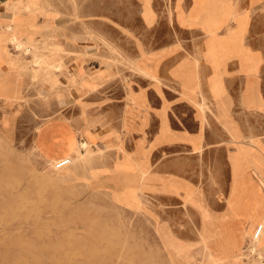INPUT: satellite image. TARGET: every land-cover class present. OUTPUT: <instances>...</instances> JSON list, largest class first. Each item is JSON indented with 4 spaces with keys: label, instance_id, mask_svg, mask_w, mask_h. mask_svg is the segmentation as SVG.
<instances>
[{
    "label": "rangeland",
    "instance_id": "rangeland-1",
    "mask_svg": "<svg viewBox=\"0 0 264 264\" xmlns=\"http://www.w3.org/2000/svg\"><path fill=\"white\" fill-rule=\"evenodd\" d=\"M14 1L0 0V264H264V37L250 35L264 10L248 22L235 0ZM75 62L108 75L76 81ZM146 94L154 111L164 99L158 140L169 143L131 152L153 136L133 132ZM89 128L114 138L95 145ZM160 154L174 172L162 189ZM232 155L246 161L237 173ZM135 170L141 188L126 191Z\"/></svg>",
    "mask_w": 264,
    "mask_h": 264
},
{
    "label": "crops",
    "instance_id": "crops-1",
    "mask_svg": "<svg viewBox=\"0 0 264 264\" xmlns=\"http://www.w3.org/2000/svg\"><path fill=\"white\" fill-rule=\"evenodd\" d=\"M5 1H7V0H3L2 3H4ZM235 2L237 4V6H238V11L239 12H247V14H248V22H249V16H251V13H253V18H254L262 10H264V0H235ZM254 22L255 23L258 22V26H257V28L254 27L255 33H253V34L251 33L250 35L253 36V37H259V38L264 37V13L262 15L259 14L258 16H256L254 18ZM257 29H259V30L257 31ZM249 31H251L250 28H248V30H247L246 37H247ZM251 47H252V49L257 54L262 55L261 53L263 51L259 47H256V46H251ZM186 60H187V57H185L183 59H180L173 66L172 71L175 70V69H177L179 67V64H181V62L186 61ZM231 64H232V62L228 66H226V72H225L224 77H223V80L225 82L228 81V78H229L228 77V73L231 71V69H230V65ZM72 66H73V72L72 73H75L77 75L76 81H104V79L108 75V73H107L108 69L107 68H100V71H98L97 73L93 74L92 77L91 76H88L87 77L86 76V73H85V67L81 68L80 67V64L78 62H75V64H72ZM200 68H202V67H200ZM233 70L236 71V74H238L237 76H242V79H244L243 81L246 82L245 83V86H244V90H245L246 84H247V81H246L247 78L245 76V73L239 68V65L238 64H236V66L234 67ZM202 71H203V73L205 75V78H203V81H207V78L212 75L213 70L206 63V64H204V66L202 68ZM176 80H179L180 81V79H178V78ZM146 97H147L148 103H150V101H151L150 96H148V94H146ZM262 97H263V95H262ZM158 100H160L161 102H163V105H164V101H163L164 99H163V97L160 94L158 95ZM242 100H243L242 102L244 103L243 97H242ZM163 105L161 107L156 108L157 111H154V109H155L154 106H151V109H148V110L146 109L147 110V113L144 114V117H143L142 121L140 122L139 125H137L135 127L136 130L133 129V130H135L133 132H135L137 134H140V135L143 134V132H145V133L152 132L153 133V136H152L151 139H148V142H147L146 145H145V141H144L145 139H144V137L143 136L139 137L137 140H135L133 150H130L131 152H136V150L140 146H144L146 148L151 143L153 144L152 150H156L157 152H159L161 150L163 151L164 148H165V146H166V144L169 143V142H165L164 140H161V141L158 140V135L160 134V131H161V117H160V112H161V109H162ZM245 106L247 108L260 109V108H256V107H253V106H247L246 104H245ZM263 107H264V97H263ZM127 111H128V109H127ZM148 112L151 114L152 120H156L155 126H154V123L152 125L150 124L149 117H148ZM125 119H126V117H125ZM67 124H69V125H71L73 127H76L78 125V124L77 125H73V124H70V123H67ZM127 126L128 125H126L125 127L127 128ZM126 128H124V129H126ZM130 128H133V125H131V127H128L124 131H129ZM89 130L94 135L95 142H96L95 145H97L98 143H106V142L108 143V142H110L114 138L113 135H112V133H110V131H108V130L107 131L106 130L101 131V133L99 132L100 135H98L97 132H94L91 128H89ZM118 132H119L118 130L115 131V133H118ZM181 142H183V143L185 142L186 144H189L185 140H178L177 141V143H181ZM189 146H191V145H189ZM137 154H139V153H137ZM137 154L135 153V155H137ZM160 155L161 156H157L155 162L154 161L152 162V165L156 168V173H157V178L152 181V185L156 181L157 182L156 183L157 187L160 188V189H162V183L158 179L159 178V175L163 176V175H166V174H174V172H172V171H170L168 169L166 170V164L167 163L164 160L163 154H160ZM225 165H226V171H227V173H228L229 176H228V179L227 180H225L223 182L221 181L222 188H223V193H224L223 197H224V200H225L223 202V205L221 207V210L219 211L221 213L220 214L221 216L223 214H225L227 212V210H228V208H227L228 207L227 206V197L229 196V191H230L231 182H232V175H231L230 165L226 161H225ZM191 169L192 168H190V171H191ZM226 183H227V185H226V188H225L224 184H226ZM151 190H153V189H151ZM160 191L162 192V194L165 195V193L163 192V190H160ZM226 223L232 229L238 226V221H228Z\"/></svg>",
    "mask_w": 264,
    "mask_h": 264
},
{
    "label": "bare ground",
    "instance_id": "bare-ground-1",
    "mask_svg": "<svg viewBox=\"0 0 264 264\" xmlns=\"http://www.w3.org/2000/svg\"><path fill=\"white\" fill-rule=\"evenodd\" d=\"M20 2H22L21 0H18V1H14V7L15 8H18L19 6H20ZM211 19H213V17H211ZM14 44H15V46L16 47H27L28 45H29V42L25 39V38H23V37H21L20 35H18V34H15V35H13L12 36V38L10 39ZM29 50V49H28ZM0 58H1V55H0ZM37 61V60H36ZM129 63V62H128ZM132 68V67H131ZM197 68L199 69V71H200V66L199 65H197ZM152 76H155V75H153V74H151ZM200 75V74H199ZM199 77V76H198ZM157 78V77H156ZM199 79H200V77H199ZM157 81H159V80H157ZM1 84V83H0ZM200 93V92H199ZM6 97V96H5ZM203 97V96H202ZM256 101L257 102H260V97L257 95L256 96ZM137 102V101H136ZM137 104L138 105H140V106H145L146 108H147V110L149 109V104H148V101L146 100V99H141V100H139L138 102H137ZM203 104V103H202ZM203 106V105H202ZM201 106V107H202ZM222 106H224V109H226L227 111H225L226 112V114H227V117H228V104H227V100H223V102H222ZM248 106V105H247ZM203 111H205V110H203ZM166 114V113H165ZM224 114V113H223ZM163 119H164V116H163ZM205 119H206V117H205ZM164 121H165V119H164ZM65 123V122H64ZM229 128L231 129V130H233V131H235V130H237L236 129V125L233 123V121L231 120V118H229ZM57 132V131H56ZM61 132V131H60ZM165 135H167V133H165ZM56 139V138H55ZM13 142V141H12ZM85 142V141H84ZM82 144V143H81ZM84 145H87V142L86 143H83V147H84ZM150 149V148H149ZM22 150V149H21ZM83 150V149H82ZM58 152H59V154H60V156L59 157H63V156H66L67 154H68V152H69V147H68V145L66 144V143H62V144H60V147H59V150H58ZM147 152H149V150H147ZM147 156V155H146ZM231 160H232V163H233V168H234V171L237 173L238 171H240L245 165H246V161H245V159L243 158V157H241V156H237V155H232V157H231ZM145 163V162H144ZM119 172H121V170L120 171H118V172H116V173H119ZM102 174H105V175H107V177L105 178V179H101L102 180V182L104 181V183H107L108 184V182H107V180L108 179H111L112 178V180L114 179V177L115 176H113V174H109L110 173V171L108 170V169H105L104 170V172H101ZM99 174V175H102V174ZM115 173V174H116ZM114 174V175H115ZM145 174V172L143 173V175ZM139 174H138V171H130L129 172V174H127V175H125L124 176V179L127 181V185L125 186V188H126V191H128L129 190V186H137V187H139V189L141 188V185H139V184H134V183H141V181L139 180V176H138ZM99 177H101V176H99ZM144 177V176H143ZM93 184H94V182H93ZM261 189V188H260ZM262 190V189H261ZM181 192V191H180ZM240 212V211H239ZM206 213H207V211H206ZM203 261V260H202ZM259 262V261H258ZM263 263H264V260L262 261ZM258 264V263H257Z\"/></svg>",
    "mask_w": 264,
    "mask_h": 264
},
{
    "label": "built area",
    "instance_id": "built-area-1",
    "mask_svg": "<svg viewBox=\"0 0 264 264\" xmlns=\"http://www.w3.org/2000/svg\"><path fill=\"white\" fill-rule=\"evenodd\" d=\"M68 158H61L58 162L61 164L65 162ZM261 229V227L258 228V231Z\"/></svg>",
    "mask_w": 264,
    "mask_h": 264
}]
</instances>
